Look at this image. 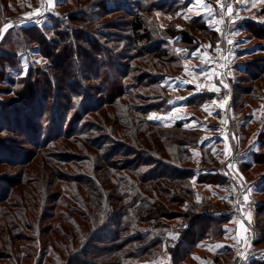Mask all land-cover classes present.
I'll list each match as a JSON object with an SVG mask.
<instances>
[{"label": "trees", "instance_id": "obj_1", "mask_svg": "<svg viewBox=\"0 0 264 264\" xmlns=\"http://www.w3.org/2000/svg\"><path fill=\"white\" fill-rule=\"evenodd\" d=\"M153 2L123 9L97 1L52 25L22 28L19 39L38 46L48 63L25 77L5 80L17 57L0 52V81L13 96L0 99V135L16 136L0 139V261L22 244L25 260L43 252L37 264H150L163 253L182 264L225 237L232 203L216 211L198 196L201 186L230 190L218 166L223 151L205 150L199 133L183 124L149 117L165 113L150 105L164 91L151 74L179 70L145 19L176 12ZM175 23L182 42L196 45L192 34L203 28ZM213 37H205L211 46ZM111 45L126 51L116 53L118 63L109 58ZM193 149L210 171L192 168ZM256 154L243 170L264 165ZM217 173L218 182L208 177ZM256 193L264 196V185ZM256 213L264 218V201ZM177 220L184 225L171 239Z\"/></svg>", "mask_w": 264, "mask_h": 264}, {"label": "rangeland", "instance_id": "obj_2", "mask_svg": "<svg viewBox=\"0 0 264 264\" xmlns=\"http://www.w3.org/2000/svg\"><path fill=\"white\" fill-rule=\"evenodd\" d=\"M97 1L109 8L134 9L140 0H51V4L49 0H0V9L4 11L0 15V52L17 57L14 64L5 67V80L25 77L31 68H45L48 65L39 54L38 46L24 45L22 39H19L18 34L22 28L52 25L54 19L77 13ZM153 1L155 5H163L166 9L172 5L176 12V15L152 12L145 19L155 43L163 45L168 54L177 61L179 70L170 74H151L156 81L161 82L164 91L150 105L161 107V112L165 113H152L149 117L170 125L180 123L183 128L199 133L200 145H204L205 150L220 153L219 150L225 149L226 157L233 155L238 169L241 168L240 165L246 167L253 163L254 153L259 155L257 158L260 161H264V40L261 38L264 37V0ZM228 8L232 9L230 13ZM37 11L38 15L35 14ZM119 15L116 14L111 19ZM121 15L124 16V13ZM178 18L187 26L198 23L203 28V31L192 34L196 37V45H185L182 42L179 34L182 31L180 23L169 24ZM211 35L215 41L213 46L205 39ZM46 36L51 39L53 35L47 33ZM125 45L123 42L120 48ZM199 47L205 52H199ZM110 48L112 50L109 58L118 63L120 59L117 54L121 52L123 55L126 51H115L112 45ZM125 62H129L126 57L121 63ZM201 83L203 87L198 89L197 86ZM9 89L7 82L0 81V99L9 100L13 97L8 94ZM222 132H228L229 136H223ZM5 137L16 138L10 133L0 135V139ZM191 151L194 154L192 168L198 173L203 166V169L210 171L208 165H203L201 152L198 149ZM219 159L218 166L225 168L228 158L222 156ZM252 169H248L247 183L244 186L251 189L256 206L257 201H264V196L258 197L256 193L264 185V165L253 166ZM234 174L238 172L234 171ZM219 175L210 174L208 177L218 182ZM248 183L250 184L247 185ZM198 191V196L203 197L204 203L214 210H221L224 203L233 204L236 193V190L230 191L220 188L219 185L201 186ZM197 203H200V199H197ZM253 224L254 243L247 255L246 264H264V218L258 217L256 207ZM183 225V220L172 222L169 234ZM230 227L228 224L224 227L225 233L227 229L231 233ZM235 232L237 235L236 228ZM243 236L244 240H240L239 245L230 242V249H225L230 252V264L233 261L237 264L239 260L240 249L236 247L243 246V249L247 244L245 232ZM170 238H176V235L171 234ZM209 243L211 241L207 242ZM233 245L237 249L235 253L232 250ZM42 253L40 249H36L33 257L25 260L24 257L28 254L24 251V246L18 244L12 255L6 254L10 258L1 260L0 264H37ZM212 254L196 249L182 264H203L204 256L211 262ZM215 257L214 264H218L222 258L220 255ZM49 261L46 260V264ZM150 264H172L171 256L167 253L160 254Z\"/></svg>", "mask_w": 264, "mask_h": 264}, {"label": "crops", "instance_id": "obj_3", "mask_svg": "<svg viewBox=\"0 0 264 264\" xmlns=\"http://www.w3.org/2000/svg\"><path fill=\"white\" fill-rule=\"evenodd\" d=\"M222 135L223 136L226 135L228 137L229 133L228 132H222ZM223 154H224L225 158H228V159H226L227 160L226 161L227 166L225 168H223L222 174L225 177L230 178V180H231L230 191H234L239 187H245L244 184L247 183L246 175L249 174L248 173L249 170H253V169L250 168L249 170H243V165H240L241 168L238 169L234 159L232 158L233 155H231V156L229 155L228 157H226L227 155H226L225 149L223 151ZM234 171L238 172V174H234ZM225 172L228 174V176H226L224 174ZM229 173H230V175H229ZM249 184L250 183H248L247 185H249ZM227 224H228V226H231L230 227L231 233L229 232V229H227L225 237L222 240L215 242V243H212L210 245H204L201 248H199L200 251H202V252L208 251V252L215 254V255H213V254L211 255V256H213V259L210 258L211 262H209L208 258L204 256L202 258L203 264H210V263L214 264L215 263L214 257L216 255L217 256L220 255V257L222 258L218 264H230V252L228 250H225V249L226 248L230 249V242H232V244L234 242V244L237 243L236 245H239L238 243H241L240 240L241 241L244 240L243 233L244 232L246 233V230L243 227V225H240L238 223L235 224L234 220L232 218L230 219V221ZM232 225H233V227H232ZM235 228L238 232L237 235L235 232ZM242 247L241 248L236 247V248L240 249V251H241ZM232 248H233L232 250H234L233 253H235L237 249L234 248V245ZM262 263H264V262H262ZM231 264H234V261Z\"/></svg>", "mask_w": 264, "mask_h": 264}, {"label": "built area", "instance_id": "obj_4", "mask_svg": "<svg viewBox=\"0 0 264 264\" xmlns=\"http://www.w3.org/2000/svg\"><path fill=\"white\" fill-rule=\"evenodd\" d=\"M203 87V83L197 86L198 89ZM226 176L228 174L224 173ZM247 197V199H245ZM255 197L248 186L236 189L235 197L233 199L232 208L230 211L231 218L243 225L246 230L247 244L240 251L239 260L237 264H246L247 255L251 251L254 243V216H255Z\"/></svg>", "mask_w": 264, "mask_h": 264}, {"label": "snow or ice", "instance_id": "obj_5", "mask_svg": "<svg viewBox=\"0 0 264 264\" xmlns=\"http://www.w3.org/2000/svg\"><path fill=\"white\" fill-rule=\"evenodd\" d=\"M49 3L51 4V0H49ZM232 11V9L231 8H228V12L230 13ZM35 14H39V12L37 11V13H35ZM46 62V61H45ZM245 199H247V197H245Z\"/></svg>", "mask_w": 264, "mask_h": 264}]
</instances>
